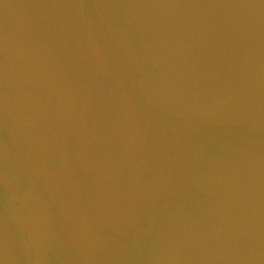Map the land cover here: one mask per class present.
<instances>
[{"label": "water", "instance_id": "water-1", "mask_svg": "<svg viewBox=\"0 0 264 264\" xmlns=\"http://www.w3.org/2000/svg\"><path fill=\"white\" fill-rule=\"evenodd\" d=\"M2 264H264V0H0Z\"/></svg>", "mask_w": 264, "mask_h": 264}, {"label": "clouds", "instance_id": "clouds-1", "mask_svg": "<svg viewBox=\"0 0 264 264\" xmlns=\"http://www.w3.org/2000/svg\"><path fill=\"white\" fill-rule=\"evenodd\" d=\"M0 264H2V262H0Z\"/></svg>", "mask_w": 264, "mask_h": 264}]
</instances>
